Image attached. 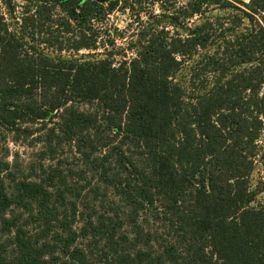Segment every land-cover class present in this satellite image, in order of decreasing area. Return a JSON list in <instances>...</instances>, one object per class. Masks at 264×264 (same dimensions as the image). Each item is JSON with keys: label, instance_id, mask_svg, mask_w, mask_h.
Segmentation results:
<instances>
[{"label": "trees", "instance_id": "1", "mask_svg": "<svg viewBox=\"0 0 264 264\" xmlns=\"http://www.w3.org/2000/svg\"><path fill=\"white\" fill-rule=\"evenodd\" d=\"M135 1L0 0V127L69 145L121 206L84 214L58 166L0 158V264H264V0Z\"/></svg>", "mask_w": 264, "mask_h": 264}, {"label": "rangeland", "instance_id": "2", "mask_svg": "<svg viewBox=\"0 0 264 264\" xmlns=\"http://www.w3.org/2000/svg\"><path fill=\"white\" fill-rule=\"evenodd\" d=\"M136 1L134 4L135 8L136 10L139 9L141 19L143 20L149 14L154 16L162 12L157 0ZM178 1L179 4L183 2V0ZM165 2V5H168L170 0H165ZM226 11L213 8L206 15L210 18L227 16ZM134 14L129 10L123 12L116 11L109 17L111 26L116 27L118 33L121 34V38L117 41L119 47H125L127 42L133 38L132 31L137 21ZM127 52L130 55L129 50ZM21 127L23 128V126ZM16 135L17 138H15ZM259 143L264 148V131ZM41 147V142L34 140L33 136H25L22 129L16 134L0 127V158L8 163L10 176L14 179H39V177L46 176L50 170V165L52 167L56 165L60 174L66 177V184L72 189L70 197L76 201L82 213L87 214L92 209L106 213L110 211V206H115L120 210L121 206L114 204V199L116 201V198L109 191H105L103 187L98 186L96 179L90 173L78 174L82 168V163L73 148L69 145H63V147L57 149L54 158L51 159L48 154L41 155ZM83 185L87 186L84 187ZM250 185L252 189H263L255 195V199L251 204H264V166L260 162L256 163L251 173ZM90 189H93V192H90ZM97 200H102V206H98Z\"/></svg>", "mask_w": 264, "mask_h": 264}]
</instances>
